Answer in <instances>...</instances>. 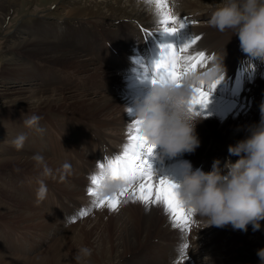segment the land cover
Returning a JSON list of instances; mask_svg holds the SVG:
<instances>
[{"label": "rangeland", "instance_id": "1", "mask_svg": "<svg viewBox=\"0 0 264 264\" xmlns=\"http://www.w3.org/2000/svg\"><path fill=\"white\" fill-rule=\"evenodd\" d=\"M13 1L5 0L4 7L0 6V17L4 13L8 14L0 25V159L10 158L7 162L0 161V264H100L105 255H115L116 225L119 216L117 211H110L107 205L103 208L96 207L97 197L89 195L88 191L89 188L95 187L90 177L99 175L100 163L122 155L125 145L129 143V127L132 126V117L135 115L136 96L140 94L137 87L139 84L134 77L122 80L115 78V52L109 47L114 54L106 50V42L110 41L108 34H99L95 44L85 42L86 49L90 51L89 56L95 59L93 69L82 73L81 69L77 70L75 63L62 61L55 65L56 63L48 61L38 70V55L31 56L33 53L26 48L14 47L13 51H10V48L13 42L20 38L16 35L20 28L33 31L40 19L51 22L64 19L63 15L58 14L61 11L59 1L25 0L24 7L19 5L16 8L13 7ZM98 54L100 57L110 55L112 59L107 63L97 57ZM10 57L16 61L13 66L9 64ZM251 59L252 57H247L244 63V71L248 74L252 69ZM257 62L258 67L264 68V60L258 58ZM31 71L36 80H32L34 77L28 78L24 87L32 86L31 84L35 86L39 81L46 89L57 91L61 99L37 102L14 99L11 92L23 81H18L17 78L24 77ZM53 71L58 72L57 76L46 79L45 75L54 73ZM262 72L263 70H257L256 77L250 75L248 78L250 77L252 82L257 80L264 89ZM239 75L235 72V78ZM250 80L248 83H251ZM118 92L121 95H129L119 98V104L115 101L110 104L98 101L104 96L113 97ZM142 99L143 97L138 98V101ZM224 99L227 100L224 105L217 108L232 109L233 99ZM125 108L131 111L126 112ZM262 109L264 97L257 107L251 108V120L259 117L260 123L264 118ZM222 114H217L218 120H222ZM31 116L40 117L39 127L43 129L42 133L25 126L24 120ZM211 123L207 120L199 124L206 126ZM251 124L249 122L241 132L242 121H237L231 125L229 132L223 136L217 135L215 144L224 145L230 141L228 147L235 145L242 137L247 138ZM22 133L27 136V140L22 149H17L13 141ZM198 133L201 142L207 140L203 131L199 130ZM202 149L200 146L194 153L186 154L203 152ZM37 153L45 157L49 167L53 169L54 178L42 175V169L37 167L33 160ZM157 153L164 157L161 150L157 149ZM181 158L184 157H179ZM238 159L239 157L230 156L226 164L229 161L235 163ZM65 161L71 164L72 172L61 182L60 176L65 175L61 165ZM154 161L149 160L151 163ZM163 162L159 159V163ZM223 170L227 171L226 168ZM40 180H44L48 192L46 199L38 202L36 194ZM119 192L120 190L105 197L118 195ZM105 197L101 198L99 195L100 199ZM124 209L126 213H132L136 207L129 201ZM85 211L89 214L81 215ZM260 223L259 232L262 237H258L259 232L239 235L228 229L220 234L216 233L217 237L213 235L215 240L213 239L211 249L219 251V243L226 241L224 235H227L231 242L228 241L226 245L236 247L237 263L260 264L256 249H264V221ZM136 226L133 237L140 241L142 235L147 233L143 234L141 228ZM55 229H60L63 235H55ZM153 229L154 226L150 227L148 233ZM166 235L169 239L170 235ZM180 235L181 233L178 236ZM65 237L67 242L64 245ZM206 239H210V235ZM154 240L150 242L154 243ZM99 242L103 244L100 253L92 252L91 258L77 259L80 248L88 247L94 251L95 244ZM176 246L174 244L172 247L178 251L180 245ZM139 249L140 247L135 250V256L142 251ZM197 258V264H205L201 257Z\"/></svg>", "mask_w": 264, "mask_h": 264}, {"label": "bare ground", "instance_id": "2", "mask_svg": "<svg viewBox=\"0 0 264 264\" xmlns=\"http://www.w3.org/2000/svg\"><path fill=\"white\" fill-rule=\"evenodd\" d=\"M54 1H59L61 11L59 10L58 14L60 16L63 15L64 19H57L58 21L52 22L40 19L33 31L20 28L16 34L20 38L13 42L10 51H13L14 47L26 48L33 53L31 56L38 55L39 57L36 58L38 59V70H41L48 61L56 63L55 65H58L62 61H68L75 63L77 70L81 69L80 72L84 73L93 69L92 67L95 63V59L89 56L90 51L86 49L85 42L90 41L95 44L97 43L99 34H108L110 41L109 43L106 42V50L112 54L115 52V78L122 80L134 77L136 79L137 84H139L137 86L139 88L138 93H140L136 96V103L138 102V98L146 97L151 91L153 86L151 83L153 68L155 63L160 59L162 45L173 43L180 46L192 36L200 37L197 43L185 55L195 54L196 51H203L206 56L214 57V59L208 60L205 66H198L197 70L187 72L184 77L190 72L199 73L204 71L207 67H211L217 58H222L225 55L223 66L226 70V75L223 81L214 88L209 86L200 87L202 91L209 93V103L203 109L199 105H196L192 111L194 112L193 115L197 112L202 113L196 116L201 119V123L207 120L212 122L210 125L206 124L207 127L199 123V127H196V129L205 133L204 136L207 139L201 142V138L198 137L201 142L200 146L204 149H202L203 152H198L200 155L198 153L190 155L185 153L186 155L182 154L175 158L165 156L164 158L157 153L156 149L147 158L148 160L154 159L157 161L150 162L156 174L155 179L157 183L159 179H168L180 183L183 181L185 175L196 170L206 173L210 172L213 170V165L216 161L220 162L219 166L222 172H226L223 170L225 168L223 166L226 164L227 158L230 157L227 148L230 141L222 145L215 144V139L218 134L223 136L229 132L231 125H234L237 121H240V123L242 121L241 132L244 131L249 122L252 123V126L259 124V117H254L251 120V116H253L251 108L257 107L258 102L264 97V89L258 84L257 80L252 82L249 79L251 76H256L255 71L258 69V58L252 57L251 66L253 72L248 78L246 74H242L241 66L245 63L247 57L250 56L242 51L238 37L231 31L221 33L209 24L212 14L218 7L223 5L224 0H168L169 6L173 9V14L186 21L185 28L175 37L165 36L160 33L162 29L159 25L156 8L154 5L146 3V0ZM4 4L5 0H0V6L4 7ZM19 5L24 7L25 0L13 1V7L16 8ZM7 15V13H4L0 17V25L4 23ZM95 47H97V44ZM108 47L112 50L114 49V51L112 52ZM97 57H100V55L98 54ZM30 58L32 59V57ZM100 58L106 62L112 59L110 55ZM9 64L13 66L16 64V61L10 57ZM53 72L46 74L45 78L57 76L58 72ZM235 72L240 74L238 78H235ZM31 77H34L32 80H36L32 71L24 77L19 76L17 78L18 81H23L21 85L11 92L14 99L29 102L61 99L57 91L51 90L52 88L46 89L39 81L35 83V86L31 84L32 86L24 87L25 81ZM249 80L251 83H248ZM181 83H183V79ZM246 84L248 86H244ZM72 92L74 93L75 91ZM128 95L129 93L121 95L118 92L113 97L104 96L102 100L98 101L107 104L114 103L115 101V103L119 104V98H124ZM196 95L198 94L194 93L193 96ZM224 98L233 99L234 104L232 109L219 110L217 108L220 105H224L223 103L227 101ZM120 106H123V104H120ZM134 106L136 107V105ZM220 113H223L221 115L223 117L222 120H218L217 114L219 115ZM226 117L229 119H226ZM132 118V121H135V115ZM200 125L203 127L200 128ZM131 127L130 125L129 130H131ZM198 131L196 133L199 135ZM237 137L239 138V135ZM242 139L243 137L240 140ZM194 155L199 156L189 158ZM179 157L184 158L179 159ZM9 159L2 158L0 161L7 162ZM159 159L164 162L159 163ZM120 182L123 184L122 181ZM120 200L121 203L117 211L119 221L116 225L115 255H111L110 253L105 255L100 264H197V257H201L205 261V264H239L237 263L238 256L237 254L235 255L236 247L226 245L228 241L229 243L231 242L230 237L224 235L227 242L219 243L220 250L215 251L211 249L214 243L213 239L215 240L213 235L215 234L217 237V234H220L221 231L228 229H232L233 232L239 235L257 234L259 232H254L250 228L252 227L251 225H249L246 233L242 230H235L231 225L223 228L212 226L202 229L205 227L203 225L205 223L200 222L201 218L197 217H192L190 231L182 232L173 227L171 219L165 212L162 204L146 207L140 202H135L136 209L132 213H126L124 207L131 200L126 196L120 197ZM135 226L138 229L141 228L140 231L143 234L147 233L146 235H142L139 239L140 241L133 237ZM152 226L155 229L148 233L149 228ZM55 231V235L57 234L59 237L63 235L60 229H55ZM176 233L178 235L181 233V235L178 236ZM163 234L170 235V238L167 239V235ZM209 235L210 239H206ZM262 236L259 232L258 237ZM152 240L155 242L151 243L150 241ZM165 241H168V243H165ZM66 242L65 237L64 245ZM257 243L260 244L259 242ZM174 244L180 245L179 250H181L184 244L188 245L182 257L181 252L179 250L176 251L172 247ZM102 246L101 242L96 243L94 247L96 250L91 252L93 254L100 253ZM139 247V250L142 251L138 252L139 254L135 256L134 252ZM258 250L260 249L257 248L256 252ZM93 254L89 258L93 257ZM131 254H133V258H130L132 257Z\"/></svg>", "mask_w": 264, "mask_h": 264}, {"label": "clouds", "instance_id": "3", "mask_svg": "<svg viewBox=\"0 0 264 264\" xmlns=\"http://www.w3.org/2000/svg\"><path fill=\"white\" fill-rule=\"evenodd\" d=\"M209 23L221 33L233 32L245 54L264 60V0H224ZM224 57L217 58L202 72H190L183 78L182 86L160 80L137 102L135 120L139 121V134L148 145L154 146V150L160 149L163 156L175 158L194 153L200 147L196 126L201 119L190 111V101L195 89L216 86L223 81L226 75ZM39 121L40 117L31 116L24 124L42 133ZM26 140L27 136L22 133L13 143L17 149H22ZM228 153L239 159L235 163L229 161L225 165L226 172H222L220 162L216 161L210 172L196 170L185 175L180 183L169 181L176 185L180 204L191 210L193 217L201 218L200 222L207 225L204 228L231 225L246 233L251 225L254 232L259 231L260 221H264V118L249 129L247 138L230 145ZM33 160L44 177H53V169L43 155L37 153ZM61 167L65 174L60 176L63 182L66 175L71 174L72 167L67 161ZM38 183L39 202L46 199L48 189L44 180ZM121 187L123 184L106 172L99 195L101 198L113 195ZM91 255V249L82 247L77 259ZM257 256L260 264H264V249L258 250Z\"/></svg>", "mask_w": 264, "mask_h": 264}, {"label": "snow or ice", "instance_id": "4", "mask_svg": "<svg viewBox=\"0 0 264 264\" xmlns=\"http://www.w3.org/2000/svg\"><path fill=\"white\" fill-rule=\"evenodd\" d=\"M149 5H154L156 14L159 17L161 32L165 36L175 37L185 28L186 21L173 14V9L169 6L168 0H146ZM200 37L192 36L184 44L177 46L167 43L161 46L160 59L153 68L151 83L155 85L160 80H168L182 86V79L189 71L197 70L198 66L203 67L207 61L214 57L206 56L203 51H196L195 54L185 55L197 43ZM214 88L215 86H211ZM198 95L193 96L190 102V111L194 106L199 105L201 109L209 103V93L200 88L194 90ZM201 115V112L195 113ZM139 121H133L129 132V143L125 145L123 154L115 158L106 160L98 165L99 175L90 177L92 185L89 188V195L97 197L96 207L103 208L107 205L110 211L119 210L120 197H127L133 203L140 202L146 207L152 205H163L165 212L169 215L174 228L182 232L190 231L193 213L185 209L177 199L176 185L168 179H155L152 164L148 158L153 154L154 146H150L140 136ZM110 174L114 180L123 182V187L117 195L112 197L99 198V189L105 173ZM87 211L81 215L87 216ZM188 245L181 248V257L184 255Z\"/></svg>", "mask_w": 264, "mask_h": 264}]
</instances>
